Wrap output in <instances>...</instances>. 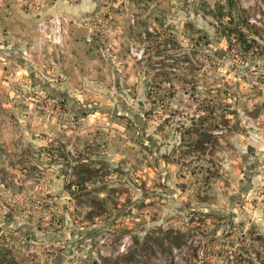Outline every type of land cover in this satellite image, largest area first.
Returning <instances> with one entry per match:
<instances>
[{
    "label": "rangeland",
    "instance_id": "374dc122",
    "mask_svg": "<svg viewBox=\"0 0 264 264\" xmlns=\"http://www.w3.org/2000/svg\"><path fill=\"white\" fill-rule=\"evenodd\" d=\"M103 5L0 84V264H264V0Z\"/></svg>",
    "mask_w": 264,
    "mask_h": 264
},
{
    "label": "crops",
    "instance_id": "0c3cea01",
    "mask_svg": "<svg viewBox=\"0 0 264 264\" xmlns=\"http://www.w3.org/2000/svg\"><path fill=\"white\" fill-rule=\"evenodd\" d=\"M122 1L124 0H120ZM111 2L114 3V1ZM104 3L106 0H63L53 7L37 10L33 7L35 5L31 3V0H0V84L10 77H17L16 72H20V76L27 75V69L36 62L38 52L41 50V42L35 21L42 16V11L45 14L63 13L69 19L79 22L99 16L105 7ZM87 29L90 30L89 27ZM87 29L77 26L69 34L65 65L71 75L77 74L76 64L83 70L97 68L100 65L101 59L93 58L86 51L92 44V41L88 40L91 32ZM80 34L85 36L84 42L78 36ZM82 44L86 50H81L80 58H76L75 53L77 54L78 50L74 51V48L69 47L75 45L77 48Z\"/></svg>",
    "mask_w": 264,
    "mask_h": 264
},
{
    "label": "trees",
    "instance_id": "16d2710c",
    "mask_svg": "<svg viewBox=\"0 0 264 264\" xmlns=\"http://www.w3.org/2000/svg\"><path fill=\"white\" fill-rule=\"evenodd\" d=\"M248 27L249 28H254V25H252V24H248ZM231 31V30H230ZM234 35L236 36V39L237 40H239L240 42H243V41H245V40H242V39H244L245 37L244 36H246L245 35V33L243 32V31H241V30H239V29H237L236 31H234ZM228 39V38H227ZM202 135V137L200 138V141L201 142H203L204 141V136L206 135V136H208L206 133H204V134H201ZM209 137V136H208ZM88 167V165L85 163V162H80L79 164H78V166H75V170H76V173L77 174H80V175H86V176H84V177H81L80 178V183H79V185H82V187H85L84 186V182L88 179V176L90 175L89 173L90 172H92L91 170H90V168H87ZM90 177V176H89ZM75 197V196H74ZM97 201H100V199L99 198H95ZM94 213H96V211H94V210H91V211H89L88 212V216L89 217H93L95 214ZM179 234V233H178ZM178 241V237L177 236H172V239H171V241H170V243H175V242H177ZM153 242L154 243H158V244H160V240L158 239V238H153ZM152 242V243H153ZM149 246H146L145 247V249H147ZM150 248V247H149Z\"/></svg>",
    "mask_w": 264,
    "mask_h": 264
},
{
    "label": "built area",
    "instance_id": "2783aa9c",
    "mask_svg": "<svg viewBox=\"0 0 264 264\" xmlns=\"http://www.w3.org/2000/svg\"><path fill=\"white\" fill-rule=\"evenodd\" d=\"M47 1L53 2L54 0H31V3H37V2L45 3ZM60 23H61L60 19L57 18L56 16H53V18L49 19L48 22L39 21L37 26L40 32L50 37L55 44L60 45L61 44Z\"/></svg>",
    "mask_w": 264,
    "mask_h": 264
}]
</instances>
